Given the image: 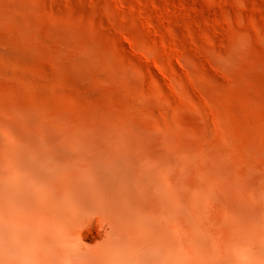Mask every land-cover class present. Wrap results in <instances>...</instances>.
Here are the masks:
<instances>
[{
	"label": "rangeland",
	"instance_id": "1",
	"mask_svg": "<svg viewBox=\"0 0 264 264\" xmlns=\"http://www.w3.org/2000/svg\"><path fill=\"white\" fill-rule=\"evenodd\" d=\"M27 108L135 155L263 160L264 0H0V133Z\"/></svg>",
	"mask_w": 264,
	"mask_h": 264
},
{
	"label": "bare ground",
	"instance_id": "2",
	"mask_svg": "<svg viewBox=\"0 0 264 264\" xmlns=\"http://www.w3.org/2000/svg\"><path fill=\"white\" fill-rule=\"evenodd\" d=\"M31 111L0 133V264H264V159L135 155Z\"/></svg>",
	"mask_w": 264,
	"mask_h": 264
}]
</instances>
